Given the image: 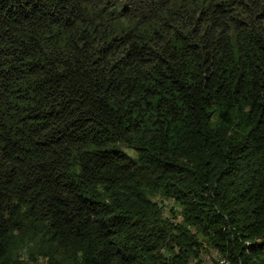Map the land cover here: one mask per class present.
Returning <instances> with one entry per match:
<instances>
[{"label":"trees","instance_id":"1","mask_svg":"<svg viewBox=\"0 0 264 264\" xmlns=\"http://www.w3.org/2000/svg\"><path fill=\"white\" fill-rule=\"evenodd\" d=\"M209 250L264 264V0H0V264Z\"/></svg>","mask_w":264,"mask_h":264},{"label":"rangeland","instance_id":"2","mask_svg":"<svg viewBox=\"0 0 264 264\" xmlns=\"http://www.w3.org/2000/svg\"><path fill=\"white\" fill-rule=\"evenodd\" d=\"M203 255H206V257L209 258V259H207L206 257H204V258L202 257V259H203V263H204V264H209L210 260L212 259V255L210 254L209 251L206 252V253H203ZM38 264H43V262L38 261Z\"/></svg>","mask_w":264,"mask_h":264},{"label":"built area","instance_id":"3","mask_svg":"<svg viewBox=\"0 0 264 264\" xmlns=\"http://www.w3.org/2000/svg\"><path fill=\"white\" fill-rule=\"evenodd\" d=\"M209 252H210L211 255H217V253L214 252V251L209 250ZM220 261H221V257H220Z\"/></svg>","mask_w":264,"mask_h":264}]
</instances>
